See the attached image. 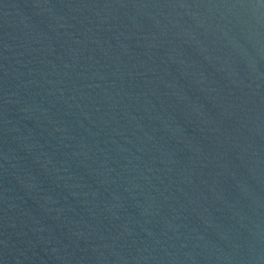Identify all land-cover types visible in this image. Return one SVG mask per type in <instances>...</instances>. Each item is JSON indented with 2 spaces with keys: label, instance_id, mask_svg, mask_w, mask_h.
Wrapping results in <instances>:
<instances>
[{
  "label": "water",
  "instance_id": "obj_1",
  "mask_svg": "<svg viewBox=\"0 0 264 264\" xmlns=\"http://www.w3.org/2000/svg\"><path fill=\"white\" fill-rule=\"evenodd\" d=\"M0 264H264V0H0Z\"/></svg>",
  "mask_w": 264,
  "mask_h": 264
}]
</instances>
